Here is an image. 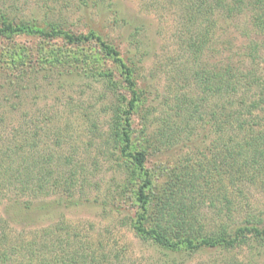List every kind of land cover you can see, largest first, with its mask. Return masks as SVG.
<instances>
[{
    "label": "rangeland",
    "instance_id": "374dc122",
    "mask_svg": "<svg viewBox=\"0 0 264 264\" xmlns=\"http://www.w3.org/2000/svg\"><path fill=\"white\" fill-rule=\"evenodd\" d=\"M0 14L13 24L45 30L55 27L75 35L93 31L119 51L139 91L131 115V140L133 150L147 154L152 176L150 217L157 198L176 189L169 184L175 172L183 175L177 171L180 167L188 165L192 170L197 162L204 165L218 152L216 146L232 147L243 133L250 138L264 129V109L252 122L260 126L240 130L241 134L232 129L238 119L227 111L212 116L217 109L213 93L190 74L197 66L209 70L215 60L233 61L241 69L252 67L248 46L258 40L257 61L264 75V34L250 25L245 5L236 6L230 16L214 8L217 23L202 62L187 51L201 28L185 17L182 0H0ZM0 68V165H6L10 156L24 164L35 158L47 162L57 179L56 185L38 195L53 206L31 226L0 221L9 228L0 250H15L2 264L26 263L30 242L33 254L44 249L48 256L52 251L50 264H61L63 259L67 264H264V242L254 238L231 248L171 252L135 235L137 175L108 139L114 109L131 92L118 63L97 40L72 43L61 34L5 33L0 37ZM251 90L257 94L255 87L241 92L247 97ZM219 97L229 106L225 94ZM202 99L203 119L196 111ZM185 129L193 133L186 134ZM172 131L180 135L173 143L165 142ZM235 132L236 137L230 136ZM227 173L200 176L208 187V196L197 207L204 228L223 223L234 231L253 217L264 222L263 176L244 179ZM25 192L2 185L4 219L2 210L9 199L33 197L29 190Z\"/></svg>",
    "mask_w": 264,
    "mask_h": 264
},
{
    "label": "trees",
    "instance_id": "16d2710c",
    "mask_svg": "<svg viewBox=\"0 0 264 264\" xmlns=\"http://www.w3.org/2000/svg\"><path fill=\"white\" fill-rule=\"evenodd\" d=\"M182 1L184 3L185 17L188 20L193 19L195 24H198V27L201 28L200 32H198L199 34H197L198 36H196L197 39L189 42L187 47V51L190 52L195 60H201L202 62L203 51L209 41V34L213 33L211 29H214L213 27L217 23L216 18L213 17L215 7L223 11L225 15L230 16L229 12H233L236 6L245 5L251 14L249 16L250 25L254 26L259 33L262 32L264 34V0ZM4 17L5 14H0V18H2L0 37L5 33L27 32L47 36L61 34L72 43H82L94 38L104 52L118 63L123 81L131 92V97L126 99L124 96L122 103L114 109L108 139L112 146L119 150L125 164L131 165L133 167L132 172L137 175L135 176L136 180H138L135 191L137 210L132 220V229L137 237L149 241L151 245L171 252H191L202 247L213 246L231 248L252 238L257 242H264V222L262 219L254 217L252 220L247 219L246 224L237 226L234 231H230L223 223L207 230L197 217V207L200 200L204 195L208 196L206 195L208 192L207 181L200 176L213 174L214 176H219L224 171L225 173L228 171L227 176H241L244 179H250L251 176H263L264 178V129L262 131L257 130L253 137L250 138H246L248 133H243L244 136H240V139L232 144V147H227L228 149L216 146L218 152L213 154L211 158H206L204 165L197 162L192 170L188 165L180 167L177 171L181 170L183 175H176L175 172L169 184V186L173 184L172 187L174 188V185H176V189L172 188L169 193L165 192L157 198L152 206L154 212L152 216L154 217H150L148 190L152 184V176L146 166L147 154L141 149L133 150L131 140V115L138 105L139 91L136 89V82L132 77L131 69L123 61L119 51L93 31L84 35H75L55 27L45 30L28 24H13ZM257 43L258 40L254 41V45L248 46L247 56L255 64L252 67L241 69L240 65L235 64L233 61L223 64V61L215 60L213 67L209 70L206 68L199 69L200 66H197L190 72L192 79L196 78L194 81L201 83L205 89L213 93L216 100L214 105L217 106V109L212 111V116L221 115V111H227L228 114L238 119L236 120L237 124L232 122V129L236 132L238 131V133H240V130L247 132L253 131L256 126L259 127L260 123L252 124V122L260 116L259 111L264 109V75L261 74L258 66L260 63L257 61L259 58L257 56ZM207 81H209L208 86L205 84ZM254 87L257 94L251 90L246 97V92L244 91L243 94L241 92ZM224 94L229 98V106H225L219 97ZM202 102L203 99L198 102V107H196L198 108L196 110L198 116L201 119H203ZM187 103L192 104L190 101ZM187 103L184 106L186 107L185 114L190 111ZM181 107L178 105L179 109ZM183 131L186 132V129ZM183 131L179 130L181 133ZM179 132L172 131V134L170 136L167 135V138H165V142H175L176 137L180 135ZM236 132L230 136L236 137ZM191 133H193L192 130L186 132V134ZM233 137H230V139ZM5 150L7 151V149ZM6 151L4 154H6ZM11 157L6 165H3L4 162L0 165L1 169L4 168L3 173L6 175L4 182L0 179V188L2 185L7 189L13 187L21 193H26L25 191L29 190L33 197L37 196L38 200L37 198L33 200V197L28 200H21L18 197L9 199L10 201L7 202L4 210H2L5 213V219L0 215V221L31 226L32 221L37 216L53 206V204L45 203L38 195L43 193V189L46 187L48 189L49 186L56 185L57 179L54 176L53 169L47 162L38 163L34 158L24 164L23 160L19 159L15 162L14 158L11 160ZM234 182L232 180V184ZM151 218L152 220L150 221ZM8 230L9 228L6 224L4 226L0 223V245H3L9 238ZM46 230L44 229L43 231L48 233L49 231ZM44 243L43 246L46 245L45 247H48L47 242ZM28 244L30 259L26 260V263L21 264H50L48 261H51L52 251L49 252L48 256L46 254L48 250L44 249L37 250L40 252L39 254H33L35 248L32 245L34 243L30 242ZM14 252L15 250L13 249L12 253ZM8 253L12 254L7 250H0V264L7 259ZM33 255H36V257H33ZM61 264H67L66 260H61Z\"/></svg>",
    "mask_w": 264,
    "mask_h": 264
}]
</instances>
